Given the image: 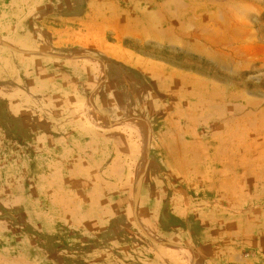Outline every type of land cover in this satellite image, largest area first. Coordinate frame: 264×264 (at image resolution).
<instances>
[{"label": "rangeland", "instance_id": "obj_1", "mask_svg": "<svg viewBox=\"0 0 264 264\" xmlns=\"http://www.w3.org/2000/svg\"><path fill=\"white\" fill-rule=\"evenodd\" d=\"M68 63H79L77 90L78 77L101 76L99 63L106 77L78 105L69 94L65 114L46 96L74 88ZM2 72L0 264H203L212 253L197 239L213 223L192 222L195 212L227 219V247L244 260L223 264H264V0H0ZM88 104L119 116L95 127ZM132 119L149 126L152 156L127 258V236L95 205L130 203L141 182L145 145ZM217 136L223 146L205 152ZM214 157L227 161L221 175L205 163Z\"/></svg>", "mask_w": 264, "mask_h": 264}, {"label": "crops", "instance_id": "obj_2", "mask_svg": "<svg viewBox=\"0 0 264 264\" xmlns=\"http://www.w3.org/2000/svg\"><path fill=\"white\" fill-rule=\"evenodd\" d=\"M34 39H35L34 37H29V43L32 44V41H34ZM136 44H137V42L135 43V45ZM141 44H143V46H145L144 45L145 43H141ZM46 46H47V43H46ZM94 48H96V47H94ZM97 49L100 50L99 47H97ZM94 52H95V49H94ZM69 53H71V52H69ZM94 54L95 53H93V55ZM98 54H100V53H98ZM77 57L78 56H76V57L75 56H71V58H77ZM92 58H93V60L95 62V58H96L95 55L92 56ZM107 63H108V66H107L108 69L111 67L110 68L111 70L117 69L122 74V76L126 75V70L125 69L123 70V68H122V66H120V64H118L115 61H112L110 59L107 60ZM78 64L79 63H73V64L72 63H68V69L70 70L69 72H70V79H71V81L69 82L70 83L69 85H71V86L75 85L74 81L72 80V76L74 74L80 75L79 72L81 71V69H80V67H78ZM48 66H49V64H48ZM99 67L101 68V71H102L101 76L98 74L97 78H94L92 81L89 80L90 78L86 74L83 75L84 77L83 76L78 77V78H81V81L78 84L80 85L82 83L83 84L82 86H84V87L80 88V90H77V87H76L77 84H76L74 86V88L71 89L70 93H69L68 89L63 90L62 91L63 93H61L60 100L56 96L58 94V92H55L54 88L52 86L51 93L52 92L53 93L46 96V99L50 102L48 107H55V106L61 104V109L66 114L65 111H67V110L69 111V100L70 99L72 100V103L74 105H78L79 103L82 102L81 101L83 99L82 95H88V96L93 95V92H95V90L97 91L98 88L102 87V84H103V82L105 80V77H106L105 73L103 71V67H102V65H100V63H99ZM136 69H139V68H136ZM85 70H86V68H85ZM49 71L51 73L50 75H52V68H50ZM133 74H135V73H133ZM133 74H132V71H130V69H128V73H127V75H128V84H130L129 83L130 80H131L130 82H132ZM143 74L144 73H142V76H143ZM0 77L3 79V84L0 87H2L3 88V92H5V87L6 86L4 84V72H2V74L0 73ZM111 85L112 84H110V87L113 86V85L112 86ZM114 87H116V86L114 85ZM14 89L17 90L15 87H14ZM105 89H106V96H107V93H108V90H109V85L105 86ZM73 91H75V93L69 99V94L73 93ZM65 92H67V93H65ZM47 94H48V92H47ZM193 99H197L198 100V96L194 95ZM197 100L195 102V104H196L195 106L198 108L201 101H199V100L197 101ZM53 102H55V104H53ZM129 103L130 102L128 101V104ZM212 104H214V103L212 102ZM224 104H225V102H224ZM227 105L225 104L224 106H227ZM12 106H13V109H15V108H18L19 110L21 109V103L19 105H17V106L15 104H13ZM120 108L122 109V106ZM130 108L131 107L129 106L128 107V116L132 112L135 111V110H130ZM13 109H12V111H14ZM87 111H88V113L90 112L89 114H92V116L90 118H88L86 116ZM101 112H102V110L97 112L95 109H93V107L90 104L86 105L85 108H84V114L89 119L91 125H93L95 127H98V128H106L108 125H110L108 118H110L111 116H115L116 117V115L119 116V114L116 113V112L115 113L111 112L109 114H107V113H103L102 114ZM12 116H13V114H12ZM16 116H17V114H16ZM115 117H114V119L116 120L117 118H115ZM214 119H215V117H214ZM217 119H220V118H217ZM126 125L128 126V128H130L132 130H135L139 134V136H141L143 138V142H144V145H145V148H144V150L142 152V161H141V164H140V168H142V169H141V172H140L139 181H141V182H140L139 186L136 187V189H135V191L133 193L132 202L129 203L128 201H125L126 199H123V200H121L119 202L118 201L117 202H114V201L113 202H108L107 203L108 206H104V204L102 202H100V204H99V202H96V204H99V205H95V207H107L108 210L105 211L106 214H107V217H105L102 221L109 222L108 226L110 227V229L111 228H113V229L117 228V231L119 233H121L122 235H126L127 236L126 240H124V244L123 245H124V249L127 251V255L125 257L128 258V229H130V226L134 222V220L132 219V214L133 215L135 214V216H137V214H138V205H137V201L136 200H137V198L139 196V193L142 192V191L148 190L149 187H150V184L147 181L148 179H146V176H144L143 173H144V170H145L144 167H146V163L149 161V157L152 156V153L150 152V148L147 149L148 145L150 144L149 126L145 122H143V121H141L139 119H137V120H133L132 119V120L126 122ZM199 140H201V139H199ZM222 141H224V140L220 139L217 136L216 139L214 140L216 145L212 146L211 143H206V144H203L202 147H205V150H204L205 152H211L214 149L218 148L217 145L221 146L222 145V143H221ZM116 142L121 144V142H119L117 140H116ZM197 143L198 142H196L195 145ZM236 143H237V145H239V141H237ZM202 147H199V148L203 149ZM114 148H115V146H114ZM152 148H154V147H152ZM191 148H193V152H197L198 151L197 149H195L196 147H194V146L191 147ZM157 149L160 150V148H157ZM237 156L238 155L235 154V157H237ZM226 162H224L223 158L214 157V158H212V160H210L208 162L206 161L205 163H207V167L209 169L211 168L212 171L215 174L221 175L222 172L219 171V167L223 168V165H225ZM246 165L247 164H245L244 159H241V158L236 160L235 163H234L235 169H240V170H244ZM197 172L200 173L199 170H197ZM142 176H144V178ZM141 179H143V180H141ZM218 184H221V186H222V184H224V182L218 183ZM119 189L121 190L122 188L119 187ZM118 191H119L118 188H112L111 189V195L112 196L116 195V194L118 195ZM143 199L144 198H142V200ZM144 200L142 202H144ZM124 204H126L127 206L129 205L131 207L130 208V212L131 213H129V215H131V217L129 219H128V208L126 210L127 216H122V215L119 214L120 208ZM162 204H163V206L167 205L165 202L162 203ZM91 207H94V206H91ZM164 208H163V211H162L163 212L162 216L165 218V216L167 214L165 213L166 209L164 210ZM92 210H93V213L95 214L97 208H94V209L92 208ZM204 216H205V214H200L198 212H195V215L191 219L192 222H198L199 223V222L210 221L211 223H213L211 225L212 226L211 230H209V234L207 236H200L197 239V244L202 246L201 248H202V251L204 253H207L209 251L212 253L210 255V257H208V259L204 260L203 264H207L208 262H211V261L212 262L210 264H223V261H224V263L228 261L230 254H232L233 256H235L237 258L236 259V263L237 262L240 263V260H244V258L242 257L241 254H239L238 252H234V253L230 252L229 251V247H227L229 245V235H228V231H227L228 226L226 225L227 222H228L227 219L223 218L222 216L217 217V218H209L208 219V218H206ZM119 222L124 223L123 226H119L120 225ZM217 223H219V224H217ZM133 226H134V224H133ZM212 229H213V231H212ZM130 230H132V229H130ZM199 264H202V263H199Z\"/></svg>", "mask_w": 264, "mask_h": 264}, {"label": "bare ground", "instance_id": "obj_3", "mask_svg": "<svg viewBox=\"0 0 264 264\" xmlns=\"http://www.w3.org/2000/svg\"><path fill=\"white\" fill-rule=\"evenodd\" d=\"M90 113V112H89ZM88 113V111H87V113H86V115H87V117H91L92 116V114H89Z\"/></svg>", "mask_w": 264, "mask_h": 264}]
</instances>
